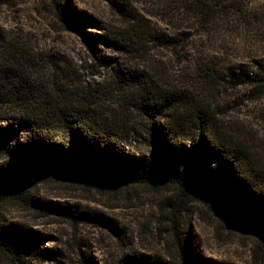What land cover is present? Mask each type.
<instances>
[{
	"label": "trees",
	"instance_id": "1",
	"mask_svg": "<svg viewBox=\"0 0 264 264\" xmlns=\"http://www.w3.org/2000/svg\"><path fill=\"white\" fill-rule=\"evenodd\" d=\"M107 1L113 10L126 14L124 2ZM51 2L62 22L78 28L83 19L72 16L66 0ZM180 2L203 32L228 14V8H243V0ZM125 23L119 32L106 29L105 34L89 32L85 38L93 47L103 43L127 55L122 61L96 55L95 66L106 71L108 96H116L118 105L132 108L143 121L147 151H124L121 141L136 127L131 120H121L115 111L96 107L90 88L67 91V82L53 81L56 90L52 92L40 81L18 75L22 60L8 47L7 62H0V71L7 77L0 79V121L9 118L10 111H3V107H11L14 113L9 119L16 126L0 128V206L18 204L38 216L55 214L77 226L80 218L73 210L35 197L32 185L54 177L110 186L160 183L175 190V200L166 203L174 252L169 260L142 264H199L193 260L190 222L180 218L194 197L229 225L252 231L264 242V160L201 98L222 80L234 86L249 85L254 97H263L264 63L256 62L255 69L249 71L234 64L204 61L191 81L197 80L203 90L196 86H192L195 91L176 89L146 68L131 64L140 57L144 44L135 27L138 23L129 18ZM69 81L76 86L71 78ZM19 132H25L29 139L14 141ZM0 251L13 264H40L51 257L41 233L5 219L1 212Z\"/></svg>",
	"mask_w": 264,
	"mask_h": 264
},
{
	"label": "rangeland",
	"instance_id": "2",
	"mask_svg": "<svg viewBox=\"0 0 264 264\" xmlns=\"http://www.w3.org/2000/svg\"><path fill=\"white\" fill-rule=\"evenodd\" d=\"M66 1L72 16L83 19L78 28L54 14L51 0H0V62H7L5 51L9 47L22 60L18 75L40 81L45 89L54 92L55 81L67 82V91L90 88L96 107L104 112L113 110L136 127L121 141L129 153L147 151L145 125L132 108L118 105L116 96H108L106 71L95 66L96 55H111L118 61L127 55L103 43L93 47L86 33L105 34L106 29L119 32L126 27L127 18L137 22L135 27L144 45L140 57L131 64L146 68L176 89L196 86L203 90L197 80L191 81L204 61L234 64L249 71L255 69L256 62L264 63V0H243L240 11L228 8V14L221 15L207 32L189 19L180 0H121L125 15L113 10L107 0ZM1 78H7L3 71ZM70 78L76 86L70 85ZM201 98L264 160V96L254 97L249 85L234 86L222 80L204 91ZM4 110L10 111L7 117L13 116L11 107L4 106ZM9 118L0 121L1 129L16 126ZM29 137L19 132L14 141ZM32 187L35 197L65 205L80 218L73 226L55 214L38 216L14 203L0 206L5 219L25 224L44 236L51 257L40 264H142L169 260L173 255L166 220L170 215L166 203L175 200L171 186H110L54 177L41 179ZM180 218L190 222L193 260L197 263L264 264L260 237L229 225L199 198L189 200ZM0 264L13 263L0 251Z\"/></svg>",
	"mask_w": 264,
	"mask_h": 264
}]
</instances>
